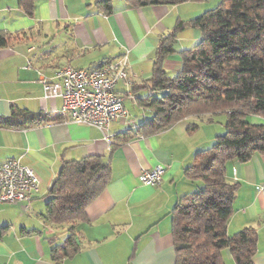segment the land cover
<instances>
[{
  "label": "crops",
  "instance_id": "0c3cea01",
  "mask_svg": "<svg viewBox=\"0 0 264 264\" xmlns=\"http://www.w3.org/2000/svg\"><path fill=\"white\" fill-rule=\"evenodd\" d=\"M105 1H109L111 12L104 8ZM33 2L35 8L28 14L18 0H0V33L17 38L12 46L0 50V121L19 110L61 117V121L23 130L0 127V165L19 160L33 166L41 181L40 193L28 210L23 211L20 205H0V264H176L170 214L178 200L190 192L184 170L204 151L188 129L193 121L204 118L215 122L214 116L188 117L163 132L139 136L126 144H118L117 137L127 131V121L142 125L149 120V113L139 109L127 93L135 97L160 95L143 89L152 78L160 41L173 36L179 21L200 17L205 3ZM201 38L199 31L190 28L177 34L176 53L163 63L169 76L182 71L180 53L193 48ZM123 56L130 65V84L119 85L117 90L127 97L128 117L114 122L107 136L96 128L73 123L62 113L61 100L44 101L41 81L54 80L61 68L92 69ZM133 111L140 112L142 122ZM252 122L264 120L252 118ZM88 157L108 160L112 180L89 205L88 221L75 232L80 252L57 263L51 250L64 243L70 232L46 224V197L65 162ZM159 166L165 168L161 185L140 183L143 171ZM226 178L237 186L228 235L253 229L257 234L253 263L264 264V154L254 155L247 164L230 163ZM224 253L233 260L229 251Z\"/></svg>",
  "mask_w": 264,
  "mask_h": 264
},
{
  "label": "trees",
  "instance_id": "16d2710c",
  "mask_svg": "<svg viewBox=\"0 0 264 264\" xmlns=\"http://www.w3.org/2000/svg\"><path fill=\"white\" fill-rule=\"evenodd\" d=\"M18 1L26 13L33 12V0ZM209 1L133 0L138 6ZM103 6L112 11L109 1ZM188 28L199 31L202 38L193 48L180 53L183 69L171 77L163 63L176 53L177 34ZM16 39L0 33V50L12 46ZM112 61L115 60L105 62ZM143 89L160 94L134 96L138 108L148 112L150 118L118 136V144L158 134L188 117H226L225 135L217 136L211 149L197 153L194 164L184 170L190 192L178 200L170 214L176 264H225V251H229L235 264H254L256 232L245 229L233 237L228 235L237 186L227 180L226 171L234 161L247 164L254 155L264 154V123L252 122V118L264 120V0H221L200 17L179 21L173 36L160 41L152 78ZM59 121L61 117L19 110L10 119L0 121V127L23 130ZM198 129L194 124L188 132L194 134ZM111 180L109 161L103 157L64 163L48 191L44 213L46 224L70 232L64 243L52 248L55 262L80 252L75 232L88 221L87 208Z\"/></svg>",
  "mask_w": 264,
  "mask_h": 264
},
{
  "label": "built area",
  "instance_id": "2783aa9c",
  "mask_svg": "<svg viewBox=\"0 0 264 264\" xmlns=\"http://www.w3.org/2000/svg\"><path fill=\"white\" fill-rule=\"evenodd\" d=\"M128 57L123 56L112 62L92 69H76L66 66L58 70L55 79H43L44 101L61 100L62 113L81 126L93 127L107 136L111 125L127 119L125 101L127 97L118 92L119 85L130 84ZM127 131L138 128L136 120L126 122ZM165 168L159 166L141 173L139 181L146 186L161 185ZM41 181L35 168L19 160H9L0 165V205L24 204L28 210L34 198L40 193ZM264 216V212H263Z\"/></svg>",
  "mask_w": 264,
  "mask_h": 264
},
{
  "label": "rangeland",
  "instance_id": "374dc122",
  "mask_svg": "<svg viewBox=\"0 0 264 264\" xmlns=\"http://www.w3.org/2000/svg\"><path fill=\"white\" fill-rule=\"evenodd\" d=\"M221 0H211L209 2H206L204 5H202V8L205 11L212 10L216 8ZM159 96V95H155ZM129 107V106H128ZM132 115H136L138 119L142 122V116L140 115V112H134ZM215 122H209L206 118L200 120V121H193L195 125L199 126V129L197 130L196 133L192 134L194 137L193 140H198L200 143L203 144V149L204 150H209L213 147L215 141L212 140V138H216L217 135H225L226 129V117L223 115H217L214 116ZM196 136V137H195ZM216 140V139H215ZM48 201V198H46ZM8 206V205H5ZM13 206V205H10ZM22 207L23 211L24 209V204H20ZM225 264H235L233 260H228V255L226 253L223 254Z\"/></svg>",
  "mask_w": 264,
  "mask_h": 264
}]
</instances>
